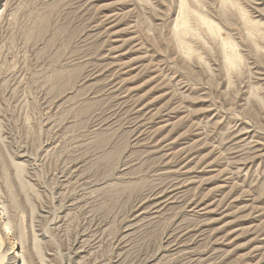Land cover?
<instances>
[{
    "label": "rangeland",
    "instance_id": "obj_1",
    "mask_svg": "<svg viewBox=\"0 0 264 264\" xmlns=\"http://www.w3.org/2000/svg\"><path fill=\"white\" fill-rule=\"evenodd\" d=\"M0 195L22 264H264V0H3Z\"/></svg>",
    "mask_w": 264,
    "mask_h": 264
},
{
    "label": "bare ground",
    "instance_id": "obj_2",
    "mask_svg": "<svg viewBox=\"0 0 264 264\" xmlns=\"http://www.w3.org/2000/svg\"><path fill=\"white\" fill-rule=\"evenodd\" d=\"M3 0H0V5L2 4ZM1 234L5 235L12 241V261L11 264H22L23 255L20 252L21 246L17 240H15L14 237V227L11 223V220L9 219L7 208L5 207V204L2 200V197L0 195V238ZM2 244V243H1ZM2 246V245H1ZM5 254L3 251L0 253V263L5 258Z\"/></svg>",
    "mask_w": 264,
    "mask_h": 264
}]
</instances>
